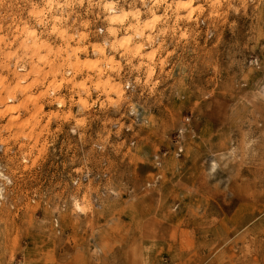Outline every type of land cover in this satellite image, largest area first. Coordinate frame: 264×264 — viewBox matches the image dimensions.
Here are the masks:
<instances>
[{
  "label": "rangeland",
  "instance_id": "rangeland-1",
  "mask_svg": "<svg viewBox=\"0 0 264 264\" xmlns=\"http://www.w3.org/2000/svg\"><path fill=\"white\" fill-rule=\"evenodd\" d=\"M0 97V264H264V0H0Z\"/></svg>",
  "mask_w": 264,
  "mask_h": 264
},
{
  "label": "bare ground",
  "instance_id": "bare-ground-1",
  "mask_svg": "<svg viewBox=\"0 0 264 264\" xmlns=\"http://www.w3.org/2000/svg\"><path fill=\"white\" fill-rule=\"evenodd\" d=\"M112 9H113V8H110L111 11H112ZM139 34H140V33H139ZM136 35H137V34H136ZM33 36H34V35H33ZM140 36H141V34H140ZM31 37H32V36H31ZM35 49H36V48H35ZM0 98H1V97H0Z\"/></svg>",
  "mask_w": 264,
  "mask_h": 264
}]
</instances>
